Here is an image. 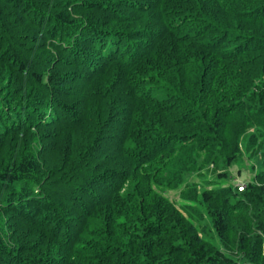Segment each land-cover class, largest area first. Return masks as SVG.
Returning a JSON list of instances; mask_svg holds the SVG:
<instances>
[{"label":"trees","instance_id":"1","mask_svg":"<svg viewBox=\"0 0 264 264\" xmlns=\"http://www.w3.org/2000/svg\"><path fill=\"white\" fill-rule=\"evenodd\" d=\"M251 128L264 0H0V264H264V170L194 192L225 251L165 195Z\"/></svg>","mask_w":264,"mask_h":264},{"label":"rangeland","instance_id":"2","mask_svg":"<svg viewBox=\"0 0 264 264\" xmlns=\"http://www.w3.org/2000/svg\"><path fill=\"white\" fill-rule=\"evenodd\" d=\"M256 133L257 129L251 128L249 131L242 135L239 142V148L241 154H239L234 161L225 166V163H221L219 168H216L213 163L203 166V168L196 170L187 179L189 185L186 192V196H181L180 190L182 186L176 190H168L165 195L169 199L175 202V205L182 211L190 212L189 219L193 225L197 228L201 238L221 251H225L224 246L218 236L213 230V224L211 219L206 213L205 206L202 203L197 202L199 196L205 190H211L222 187L232 186L237 189L241 184H247L254 180L257 173L264 170L263 163V150H258V145L262 138L258 137L255 146H250V135ZM261 144V143H260ZM206 154L202 155L200 161L205 159ZM221 162V161H220ZM225 173L226 179H220L218 175ZM194 189H196L194 191ZM198 194L197 201H193L192 197L195 193ZM235 260L242 264H251L245 258L235 256Z\"/></svg>","mask_w":264,"mask_h":264},{"label":"built area","instance_id":"3","mask_svg":"<svg viewBox=\"0 0 264 264\" xmlns=\"http://www.w3.org/2000/svg\"><path fill=\"white\" fill-rule=\"evenodd\" d=\"M246 187V185L245 184H241V185H239L237 188H238V191H243V188H245Z\"/></svg>","mask_w":264,"mask_h":264}]
</instances>
